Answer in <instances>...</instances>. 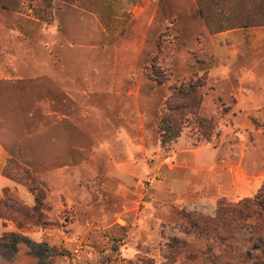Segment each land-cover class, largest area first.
Returning a JSON list of instances; mask_svg holds the SVG:
<instances>
[{"label":"rangeland","instance_id":"obj_1","mask_svg":"<svg viewBox=\"0 0 264 264\" xmlns=\"http://www.w3.org/2000/svg\"><path fill=\"white\" fill-rule=\"evenodd\" d=\"M213 4L0 0V264H264V27Z\"/></svg>","mask_w":264,"mask_h":264},{"label":"trees","instance_id":"obj_2","mask_svg":"<svg viewBox=\"0 0 264 264\" xmlns=\"http://www.w3.org/2000/svg\"><path fill=\"white\" fill-rule=\"evenodd\" d=\"M226 1V0H225ZM247 0H238L236 1V7L238 8L237 11H231L228 15L222 16H214V15H206L202 9L199 8L200 17L204 20L205 25L209 28V31L212 32L214 30L212 26L221 20L227 21L230 24L228 29H235V28H248V27H264V13L260 10L263 5L262 3L264 0H260L257 2V7L260 9H251L246 10ZM224 2L223 0L216 4L217 6L222 5ZM221 32V31H220ZM182 89L177 90L175 89L172 94L169 96V101L173 102V105L167 108V116L165 118V125L164 130L162 131L163 135L172 137L173 134L178 133L179 125L187 115H191L195 117L199 125H201L206 131L205 136L210 137V131L212 130L211 125H207V121L203 118L197 116L199 106L201 104V94L200 88L198 86H193L189 84L187 86L181 87ZM30 192L34 195L35 199V206L30 210L21 206L18 202H15L11 198L6 197L4 200L7 204H9L10 210L14 212V210L18 211L23 215L24 218L28 217L29 213L32 211L34 213L36 209L40 205V196L37 193V189L31 183L29 187ZM30 211V212H29Z\"/></svg>","mask_w":264,"mask_h":264},{"label":"crops","instance_id":"obj_3","mask_svg":"<svg viewBox=\"0 0 264 264\" xmlns=\"http://www.w3.org/2000/svg\"><path fill=\"white\" fill-rule=\"evenodd\" d=\"M193 1H195V0H193ZM197 2L199 1V2H212V1H214L215 2V4H213L212 5V7L214 6V8H215V10L214 11H212V12H210V11H206V10H204V9H202L201 7H198V13H199V8L200 9H202V11L206 14V15H214V16H222V15H228V14H224L222 11V6L221 5H219V6H217L216 4H219V2H221L222 0H196ZM223 1H225V0H223ZM227 1V0H226ZM200 15V14H199ZM240 29H243V28H240ZM239 29V30H240ZM222 34V33H221ZM7 160H8V155H7V153L5 152V150L3 149V147L1 146V144H0V178L1 179H4V182H3V185L2 186H4L3 188H7L8 186H9V180L7 179V178H5V177H3V175H2V171H3V169H4V167L6 166V164H7ZM2 188V189H3Z\"/></svg>","mask_w":264,"mask_h":264}]
</instances>
